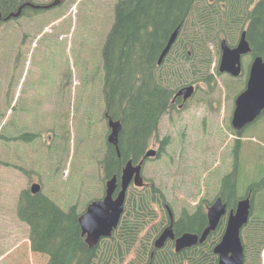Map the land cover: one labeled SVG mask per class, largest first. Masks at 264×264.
I'll return each instance as SVG.
<instances>
[{
    "label": "rangeland",
    "instance_id": "rangeland-1",
    "mask_svg": "<svg viewBox=\"0 0 264 264\" xmlns=\"http://www.w3.org/2000/svg\"><path fill=\"white\" fill-rule=\"evenodd\" d=\"M67 1V17L71 19L68 32L65 31L68 38L64 37L65 73L61 79L57 110L52 113L43 101L38 106H34L33 102L31 115L19 120L8 110L3 122L4 132L16 130V141L11 146L12 159L27 166L37 164L49 153L60 163L58 175L62 172L61 179L58 180L57 169L53 171L51 167L41 169L35 166L30 170L7 168V161H0V264H46L48 261L43 253L30 251L26 239L28 225L15 214L19 192L32 181L39 182L38 171L42 172L45 183L43 190L62 209L75 204L76 210L81 212L91 197L103 193L105 178L99 161L105 154L108 127L106 120L105 127L102 119L101 52L106 34L112 26L117 0ZM89 49L93 53L90 55V68L82 59ZM210 51L212 62L207 72L198 79L196 75H190L197 88L195 96L185 110L161 118L157 136L149 143L148 149H159V140L168 137L169 145L165 152L160 158L146 159L142 165L144 179L147 182L153 180L162 187L175 217L183 209L191 211L200 197L208 202L214 199L216 190L221 187L222 177L234 169L232 150L237 139L239 152L236 160H239L235 188L239 197L247 191L250 183L264 177V174L259 176L260 173L257 176L264 167L256 162L264 164V134L261 131L264 130V115L242 135L235 134L230 124L234 100L242 87L240 82L244 83L246 69L238 78L220 73L217 70L219 47L210 44ZM38 66L41 75L36 72ZM92 68H96L95 80ZM20 76L22 97L24 92H28L45 99L53 93L50 85L58 79V70L29 59L22 66ZM227 78L239 82H227ZM54 93H57V89ZM215 102L218 103L213 104ZM22 104L24 100L21 98L19 105ZM22 127L28 129V135L23 134ZM3 153L8 155V148H3ZM4 155L0 154V157L4 158ZM81 184L84 186L80 187ZM57 185L60 187L55 193L53 189ZM263 189L264 185L258 187L253 194L254 200L252 197L251 214L257 217H264V212L261 213L257 206L264 201V194L258 197ZM155 209L156 218L141 234L147 230L152 232L151 226H157L161 231L166 225L165 209L159 205H155ZM223 222L225 224L226 219ZM241 238L245 247V264H264V218L250 219L242 230ZM110 248L113 247L100 244L94 264H132L131 261L135 259V251L127 253L121 260L117 254H111Z\"/></svg>",
    "mask_w": 264,
    "mask_h": 264
},
{
    "label": "trees",
    "instance_id": "trees-1",
    "mask_svg": "<svg viewBox=\"0 0 264 264\" xmlns=\"http://www.w3.org/2000/svg\"><path fill=\"white\" fill-rule=\"evenodd\" d=\"M0 1L2 6L14 3V0ZM255 1H116L112 26L102 46L103 82L100 90L104 97V113L119 120L121 129L118 154L113 145H107L99 162L106 178L119 177L128 160L137 162L143 157L158 132L162 115L172 107L171 99L177 90L194 81L190 74H196L198 79L207 72L212 61L210 44L217 48L220 38H225L234 45L239 30L247 24L248 44L254 54L264 57V0ZM177 27H180L177 39L157 65L159 54ZM95 74L96 69L92 76ZM0 94L2 111L9 107L11 99L9 89H4L1 83ZM234 147L238 148V140ZM233 153L236 159L237 152ZM257 163L261 167L264 165ZM236 174L237 167L221 179L219 195L228 210L235 207L239 198L235 188ZM262 174L264 170L259 176ZM256 180L242 195L246 196L251 190V193L255 192L264 185V177ZM263 194L264 189L258 197ZM165 203L163 190L153 180L141 188H129L118 227L110 238L92 247L81 234L74 205L69 211H63L49 198L40 194L31 196L25 191L17 197L16 215L30 227L31 250L49 256L46 264H94L100 244L112 246L109 249L111 254H117L121 260L127 253L135 251L132 264H216L213 247L224 230L223 218L203 243L178 252L174 251L171 240L159 249L153 247V240L160 232L157 226L152 227V232L147 230L141 234L157 216L154 205ZM209 204L201 199L192 211L183 210L173 222L175 235L186 231L199 234L206 225ZM257 206L263 213L264 201ZM258 218L264 217L250 213L249 219Z\"/></svg>",
    "mask_w": 264,
    "mask_h": 264
},
{
    "label": "water",
    "instance_id": "water-1",
    "mask_svg": "<svg viewBox=\"0 0 264 264\" xmlns=\"http://www.w3.org/2000/svg\"><path fill=\"white\" fill-rule=\"evenodd\" d=\"M57 2L58 0H54L51 5H55ZM177 33L178 27L170 34L167 44L159 55L158 64L174 42ZM248 50L249 46L245 39V32H242L236 47L231 48L222 41L220 71L237 75L240 70V56ZM192 91V85L185 86L177 92V95H182L183 99H187ZM261 111H264V59L261 56H255L251 64L246 88L235 100V108L231 118L232 127L235 130H240L252 122ZM108 126L110 127V132L107 135V142L115 147L118 154L117 141L121 128L120 122L108 117ZM154 153V150H148L137 164L128 160L121 170L120 190L118 193L113 196L117 186V178L112 176L105 182L103 198L89 203L86 210L78 217L81 234L85 236V241L89 246L96 244L102 237H109L113 229L117 227L123 212L126 189L131 182L136 186L143 184L141 176L142 161L145 157L154 155ZM36 188L38 186L33 185L31 189L35 192ZM166 208L170 221L153 241V247L159 249L167 240H173L176 252L203 242L209 232L216 228L220 218L226 213V204L220 197H217L207 209V223L199 235L193 232H184L175 236L172 225L173 216L170 209L167 206ZM249 209L250 199L247 196L238 200L234 210L228 212L223 235L213 249V252L217 254V264H243V246L240 240V230L248 221Z\"/></svg>",
    "mask_w": 264,
    "mask_h": 264
},
{
    "label": "flooded vegetation",
    "instance_id": "flooded-vegetation-1",
    "mask_svg": "<svg viewBox=\"0 0 264 264\" xmlns=\"http://www.w3.org/2000/svg\"><path fill=\"white\" fill-rule=\"evenodd\" d=\"M51 1L14 0L11 6L0 5V83L4 89H9L11 112L19 120L31 115L33 102L34 106H38L39 102L43 101L51 108L47 107L52 113L57 110L56 105L60 103V85L63 73H65L64 37L67 36L65 31L68 32L70 23V17H67L69 2L61 0L58 4L49 6ZM253 54L252 50V53L241 57L243 67L246 62L249 68ZM29 59L40 61L52 70H58V79L53 80L50 85L53 93L45 99H40L38 95L28 92H24L22 97L20 73L22 66ZM36 72L41 75L39 66ZM56 89L57 93H54ZM196 91L195 86L192 97L195 96ZM192 97L186 100H183L182 96L172 98L171 111L165 115L169 116L171 113L185 110ZM21 98L24 100V105H19ZM15 131V129L11 130V132ZM22 132L24 135L29 134L26 127H22ZM159 148L163 151L164 144L159 142ZM162 151L159 150V152Z\"/></svg>",
    "mask_w": 264,
    "mask_h": 264
},
{
    "label": "bare ground",
    "instance_id": "bare-ground-1",
    "mask_svg": "<svg viewBox=\"0 0 264 264\" xmlns=\"http://www.w3.org/2000/svg\"><path fill=\"white\" fill-rule=\"evenodd\" d=\"M241 233H242V231H241Z\"/></svg>",
    "mask_w": 264,
    "mask_h": 264
}]
</instances>
